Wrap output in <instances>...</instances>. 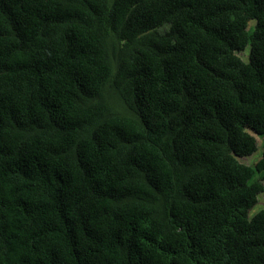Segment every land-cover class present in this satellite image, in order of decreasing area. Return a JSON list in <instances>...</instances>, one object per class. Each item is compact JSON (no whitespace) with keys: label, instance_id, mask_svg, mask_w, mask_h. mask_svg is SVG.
<instances>
[{"label":"trees","instance_id":"16d2710c","mask_svg":"<svg viewBox=\"0 0 264 264\" xmlns=\"http://www.w3.org/2000/svg\"><path fill=\"white\" fill-rule=\"evenodd\" d=\"M261 193L264 0H0V264H264Z\"/></svg>","mask_w":264,"mask_h":264},{"label":"rangeland","instance_id":"374dc122","mask_svg":"<svg viewBox=\"0 0 264 264\" xmlns=\"http://www.w3.org/2000/svg\"><path fill=\"white\" fill-rule=\"evenodd\" d=\"M240 55L243 58H246V52L240 53ZM261 141L262 139L257 137V145H258V151H256L254 154L249 155V156H244L238 158L240 162L245 163V164H251L255 161H257L260 157V152H261ZM258 201L257 203L249 210V215H253L255 212H257L260 208L264 207V193H261L257 197Z\"/></svg>","mask_w":264,"mask_h":264}]
</instances>
